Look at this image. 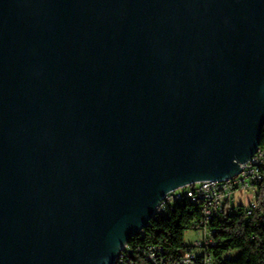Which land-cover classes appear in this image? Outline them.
Wrapping results in <instances>:
<instances>
[{"label":"water","instance_id":"95a60500","mask_svg":"<svg viewBox=\"0 0 264 264\" xmlns=\"http://www.w3.org/2000/svg\"><path fill=\"white\" fill-rule=\"evenodd\" d=\"M264 127V0H0V264H112Z\"/></svg>","mask_w":264,"mask_h":264},{"label":"built area","instance_id":"2783aa9c","mask_svg":"<svg viewBox=\"0 0 264 264\" xmlns=\"http://www.w3.org/2000/svg\"><path fill=\"white\" fill-rule=\"evenodd\" d=\"M239 167V171L233 176L190 182L167 191L158 200L148 223L152 219L166 216L168 208L178 202L189 200L201 203L202 217L192 226L197 237L189 245L171 253L160 245L131 242V238H141L144 235L142 229L118 249L112 264H140V259L149 264H217L214 251L223 242L218 236V229L211 226V221L227 210L235 209L230 203L235 201L236 193L251 192L256 197L259 185L264 184V145L259 144L254 154L241 162ZM255 205L256 201H253L244 206L246 213L250 214ZM235 256V252L224 250L220 254V260L225 261Z\"/></svg>","mask_w":264,"mask_h":264},{"label":"trees","instance_id":"16d2710c","mask_svg":"<svg viewBox=\"0 0 264 264\" xmlns=\"http://www.w3.org/2000/svg\"><path fill=\"white\" fill-rule=\"evenodd\" d=\"M264 145V136L261 138ZM256 205L250 214L243 205L216 217L211 226L218 229L222 244L214 251L217 264H264V184L259 185L255 198ZM202 217L201 203L189 200L178 202L168 208L164 217L152 219L143 229L144 235L131 238L130 241L141 244L160 245L165 251L175 253L185 244L184 233L192 228ZM224 250L235 252L234 258L220 260ZM140 264H149L139 260Z\"/></svg>","mask_w":264,"mask_h":264},{"label":"rangeland","instance_id":"374dc122","mask_svg":"<svg viewBox=\"0 0 264 264\" xmlns=\"http://www.w3.org/2000/svg\"><path fill=\"white\" fill-rule=\"evenodd\" d=\"M255 198H256L255 194H253L251 192H247L245 194L236 193L235 194V201H232V203H230V205L233 206V208H237V205L247 206L251 202L255 201ZM227 212H229V210H227ZM196 237H197V234H196L195 230H193L192 228L187 229L186 232L184 233L183 242L185 245H189L193 241V239H195Z\"/></svg>","mask_w":264,"mask_h":264}]
</instances>
